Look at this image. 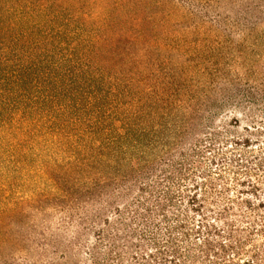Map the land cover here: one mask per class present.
<instances>
[{"label": "trees", "instance_id": "16d2710c", "mask_svg": "<svg viewBox=\"0 0 264 264\" xmlns=\"http://www.w3.org/2000/svg\"><path fill=\"white\" fill-rule=\"evenodd\" d=\"M231 4L0 0V264H264V154L217 124L264 118Z\"/></svg>", "mask_w": 264, "mask_h": 264}, {"label": "rangeland", "instance_id": "374dc122", "mask_svg": "<svg viewBox=\"0 0 264 264\" xmlns=\"http://www.w3.org/2000/svg\"><path fill=\"white\" fill-rule=\"evenodd\" d=\"M238 2H241L242 8V20L241 24L238 25L236 22L237 17V9H238ZM250 0H232L231 4V28H232V39H233V48L236 52L248 56L249 58L253 57L258 59V63L252 64L253 68H260L264 70V23L255 24L250 19ZM262 118V117H260ZM259 123L260 129L256 130L254 128L250 131H247L245 127L249 123L245 116L239 112H229L228 114L221 116L217 119V124H226L229 123L227 126V133L228 136L234 138H242V137H250L252 138L253 147L248 149L243 146H233L230 145L229 151L234 152H241L246 153L247 150H251L252 154H264V118ZM250 124V123H249ZM211 156V155H210ZM212 167H217L216 164L212 165ZM39 171L32 172L30 175L27 174L24 177L18 180L17 188L22 193L25 192L28 194L30 190H33L34 187L41 186L45 188H50L49 183L44 180L40 179L38 176ZM41 205L50 206V204L46 201L41 202ZM27 219V218H26Z\"/></svg>", "mask_w": 264, "mask_h": 264}]
</instances>
